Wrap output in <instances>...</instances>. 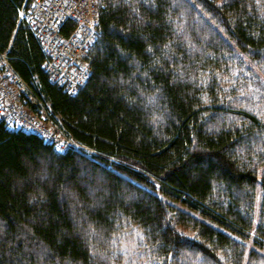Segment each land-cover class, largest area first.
I'll return each instance as SVG.
<instances>
[{"label":"trees","instance_id":"16d2710c","mask_svg":"<svg viewBox=\"0 0 264 264\" xmlns=\"http://www.w3.org/2000/svg\"><path fill=\"white\" fill-rule=\"evenodd\" d=\"M33 1L0 0V51L85 149L0 124V264H124L130 230L144 264H264V0H98L75 96Z\"/></svg>","mask_w":264,"mask_h":264},{"label":"built area","instance_id":"2783aa9c","mask_svg":"<svg viewBox=\"0 0 264 264\" xmlns=\"http://www.w3.org/2000/svg\"><path fill=\"white\" fill-rule=\"evenodd\" d=\"M20 21L39 43L50 81L77 95L92 72L88 56L98 38V0H34L20 11ZM69 22L74 27L64 35ZM33 86L14 69L8 53L0 51V124L38 135L58 153L85 149Z\"/></svg>","mask_w":264,"mask_h":264},{"label":"rangeland","instance_id":"374dc122","mask_svg":"<svg viewBox=\"0 0 264 264\" xmlns=\"http://www.w3.org/2000/svg\"><path fill=\"white\" fill-rule=\"evenodd\" d=\"M139 232L136 230H130L124 236L122 240L121 249L123 252L124 264H144L146 260L144 255H142V250H140Z\"/></svg>","mask_w":264,"mask_h":264}]
</instances>
